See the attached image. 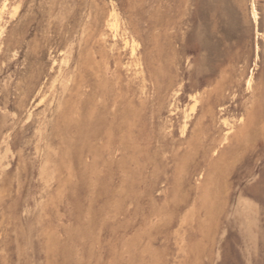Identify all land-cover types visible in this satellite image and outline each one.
Masks as SVG:
<instances>
[{
    "label": "rangeland",
    "instance_id": "rangeland-1",
    "mask_svg": "<svg viewBox=\"0 0 264 264\" xmlns=\"http://www.w3.org/2000/svg\"><path fill=\"white\" fill-rule=\"evenodd\" d=\"M2 1L0 264H264V0Z\"/></svg>",
    "mask_w": 264,
    "mask_h": 264
},
{
    "label": "bare ground",
    "instance_id": "bare-ground-1",
    "mask_svg": "<svg viewBox=\"0 0 264 264\" xmlns=\"http://www.w3.org/2000/svg\"><path fill=\"white\" fill-rule=\"evenodd\" d=\"M2 2H3V3L0 5V6H1V7H0V12L3 11V10L5 9V7H6V2H5V1H2ZM12 16H13V15H12ZM113 24H114V23H112V25H113ZM115 24H116V23H115ZM115 26H116V25H115ZM124 41H125V43H127L129 40L127 41V39L124 38ZM116 43H117V42H116ZM129 45H130V44H129ZM133 52H134V51H133V46H131V53H133ZM44 95H45V94H44ZM40 96H41V95H40ZM38 97H39V96H38ZM41 97H42V96H41ZM39 99H40V98H39ZM49 99H50V98H49ZM193 104H194V103H193ZM193 104L190 106V108H193V106H194ZM50 116H51V115H50ZM224 118L226 119V117L223 116V119H224ZM188 120H189V119H188V115L185 113V114H184V119H183V127H181V129H182V128L185 129V126H187L186 124H187ZM223 122H224V121H223ZM227 122H228V121H227ZM226 124H228V123H224V125H226ZM226 134H227V133H226ZM226 134H225V135H226ZM119 145H120V144H119Z\"/></svg>",
    "mask_w": 264,
    "mask_h": 264
}]
</instances>
